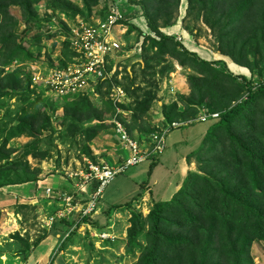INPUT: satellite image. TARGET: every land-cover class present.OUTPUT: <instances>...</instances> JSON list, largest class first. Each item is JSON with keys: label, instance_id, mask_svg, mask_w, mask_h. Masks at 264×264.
Returning a JSON list of instances; mask_svg holds the SVG:
<instances>
[{"label": "rangeland", "instance_id": "obj_1", "mask_svg": "<svg viewBox=\"0 0 264 264\" xmlns=\"http://www.w3.org/2000/svg\"><path fill=\"white\" fill-rule=\"evenodd\" d=\"M117 1L126 18L134 22L124 23L127 31L120 37L122 48L113 61L115 73L107 83L70 98L51 96L37 78L70 62V28L103 20L105 4L108 9L114 0H39L33 13L17 5L11 7L8 18L0 19V197L6 200L0 202V264H29L35 245L49 237L58 215L68 209L62 195L72 196L77 206L65 222H77L78 210L95 189L80 193L75 187L86 165L116 168L129 157L116 123L142 152L151 153L150 136L167 127L166 109L178 117L175 121L180 127L166 135L163 153L116 175L104 188L97 211L89 214L90 223L77 228L74 223L71 230L64 226V235L52 236L57 243L48 261L138 263L147 246L146 218L153 203L170 184H178V191L190 172L199 171L197 161L189 163L186 158L200 146L207 123L198 118L210 109L207 105L192 109L196 102L189 101L187 80L197 74L192 66H181L171 58L167 52L172 44L168 49L159 46L164 38L177 44L178 51L228 71L238 83L241 78L252 87L264 82V50L249 55L250 68L236 65L220 51L217 14L204 15L189 0H159L151 26L144 10L151 7V0ZM153 26L160 35L153 32ZM182 158L185 177L181 180ZM54 180L70 184L52 188L48 184ZM118 204L127 206L110 212ZM134 214L144 227L128 248ZM248 257L253 264H264V241L253 242Z\"/></svg>", "mask_w": 264, "mask_h": 264}, {"label": "trees", "instance_id": "obj_2", "mask_svg": "<svg viewBox=\"0 0 264 264\" xmlns=\"http://www.w3.org/2000/svg\"><path fill=\"white\" fill-rule=\"evenodd\" d=\"M38 1L0 0V19L11 15L12 6H24L29 13ZM189 4L202 9L204 15L217 14L220 51L230 55L236 65L250 68L249 55L264 50V0H189ZM158 6L159 0H151V7H144L151 26ZM151 29L160 35L157 27ZM169 45L171 58L181 66H192L197 74L187 80L189 101L196 102L192 109L207 105L210 109L205 113L217 117L202 122L207 123V129L200 146L186 158L189 163L196 160L199 171L187 175L171 200L153 203L146 218L147 246L137 264H253L248 257L251 245L264 241V82L252 87L241 78L238 83L228 71L217 70L185 50L178 51L171 40L164 38L159 44L165 49ZM104 83L107 81L100 85ZM163 116L166 125L177 122L178 117L166 109ZM155 165L154 160L149 174ZM126 206L114 205L110 212ZM89 216L78 214L77 222L72 223L59 219L49 236L64 235V226L71 230L74 223L75 228L90 223ZM134 222L128 248L144 227L136 214Z\"/></svg>", "mask_w": 264, "mask_h": 264}, {"label": "built area", "instance_id": "obj_3", "mask_svg": "<svg viewBox=\"0 0 264 264\" xmlns=\"http://www.w3.org/2000/svg\"><path fill=\"white\" fill-rule=\"evenodd\" d=\"M128 0L125 1L127 3ZM120 3L114 0L113 5L108 8L107 16L94 24H78L71 27L67 36L69 50L71 52L70 62L65 66L50 70L37 78L44 88L55 98H70L82 95L88 90H93L98 83L110 81L116 70L115 56L121 51L120 37L126 33L124 23H133L128 20L120 10ZM138 8L135 6L133 9ZM120 95V90L118 89ZM117 95V94H116ZM216 114L201 113L200 122L216 118ZM180 127L174 122L161 128L150 136L151 153L142 152L141 149L129 140L125 130L116 123V132L127 145L129 157L119 167L96 165L88 163L83 172L78 176L75 187L80 193H87L88 188L96 184L93 193H88V203L78 211L87 216L97 211L98 202L101 200L104 188L118 174L127 168L145 162L149 156L162 154L165 149V138L171 129ZM87 190V191H85ZM47 193L51 191L47 189ZM63 196V201L68 208L64 213L58 215L59 219H65L66 215L75 210L72 196Z\"/></svg>", "mask_w": 264, "mask_h": 264}, {"label": "crops", "instance_id": "obj_4", "mask_svg": "<svg viewBox=\"0 0 264 264\" xmlns=\"http://www.w3.org/2000/svg\"><path fill=\"white\" fill-rule=\"evenodd\" d=\"M181 160H184V159L182 158L179 161L180 162V175H181V180H182L183 176H184L182 170L184 169V167L181 168L182 162H183ZM42 183L44 184V182H42ZM182 183H181V185H182ZM68 184H70V183H64L62 181L54 180L53 184L51 183V184H48V185L51 186L52 188H59V187L63 188V187H66ZM179 187H181V186L179 185ZM173 189H175V190H173ZM177 189H178V184H176L174 186H171V184H170L169 188L166 189L164 191V193L159 194L160 195L159 196L160 197L159 201H161V202L168 201L172 197V195L175 193V191H177ZM88 192H90V191L88 190ZM0 194H1V191H0ZM2 201H6V200H3V198L0 197V202H2ZM56 243H57V240H55L52 236H49L46 239H44L34 249L33 253L30 256V259H29L28 263L29 264H48L49 258L51 257V253L53 252V250H54V248L56 246Z\"/></svg>", "mask_w": 264, "mask_h": 264}]
</instances>
